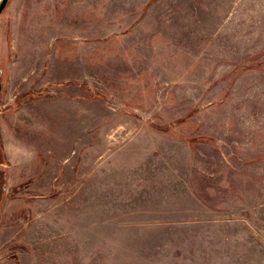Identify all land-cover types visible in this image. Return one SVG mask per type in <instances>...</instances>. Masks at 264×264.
Segmentation results:
<instances>
[{
	"label": "rangeland",
	"instance_id": "rangeland-1",
	"mask_svg": "<svg viewBox=\"0 0 264 264\" xmlns=\"http://www.w3.org/2000/svg\"><path fill=\"white\" fill-rule=\"evenodd\" d=\"M0 79V264H264V0H9Z\"/></svg>",
	"mask_w": 264,
	"mask_h": 264
},
{
	"label": "water",
	"instance_id": "water-1",
	"mask_svg": "<svg viewBox=\"0 0 264 264\" xmlns=\"http://www.w3.org/2000/svg\"><path fill=\"white\" fill-rule=\"evenodd\" d=\"M8 1L9 0H1V2H0V16H1V13L4 10V8L6 7ZM1 87H2V82H1V79H0V90H1Z\"/></svg>",
	"mask_w": 264,
	"mask_h": 264
}]
</instances>
